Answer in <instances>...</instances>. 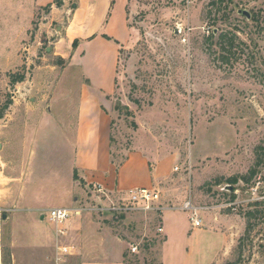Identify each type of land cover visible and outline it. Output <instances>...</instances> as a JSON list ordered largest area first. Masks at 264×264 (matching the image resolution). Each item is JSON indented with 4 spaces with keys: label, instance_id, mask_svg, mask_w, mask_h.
I'll return each mask as SVG.
<instances>
[{
    "label": "rangeland",
    "instance_id": "374dc122",
    "mask_svg": "<svg viewBox=\"0 0 264 264\" xmlns=\"http://www.w3.org/2000/svg\"><path fill=\"white\" fill-rule=\"evenodd\" d=\"M12 4L0 0V264H56L58 247L66 245L76 254L68 264L102 252L123 264H215L223 244L209 227L229 238L217 264H264V0H129L131 39L119 51L116 92L106 102L112 161L120 165L129 153L144 152L150 165L172 171L153 186L163 201L181 206L193 199L212 208L200 213L204 226L195 232L187 212H167L175 218L168 237L158 231L163 217L144 212L86 211L61 226L65 236L43 218L47 210L37 212L71 207L75 199L72 208L108 201L98 200L96 186L85 192L75 185L80 147L70 146L75 134L59 123L67 112L69 123L76 122L77 75L70 74L73 86L66 87L70 100L49 109L34 85L40 66L65 67L46 51L56 25L50 37L33 39L49 10L36 16L18 58L8 24ZM228 39L232 52L221 47ZM20 76L25 80L15 83ZM176 223L192 235L177 234ZM185 246L194 251L190 256Z\"/></svg>",
    "mask_w": 264,
    "mask_h": 264
},
{
    "label": "crops",
    "instance_id": "0c3cea01",
    "mask_svg": "<svg viewBox=\"0 0 264 264\" xmlns=\"http://www.w3.org/2000/svg\"><path fill=\"white\" fill-rule=\"evenodd\" d=\"M12 1L14 11L8 24L14 32L17 48H13L16 49L15 54L18 58H20L22 44L30 40L33 35L32 28L36 16L51 5L47 13L43 11L41 24L35 31L33 39L35 43L43 41V33H49L50 37L54 34L50 28L56 25L57 36L53 37V47L47 48L46 51L50 50V56L65 67L49 64L37 69L38 77L34 80V85L39 88L40 102L47 104L46 108H48L49 105L57 104L58 101H69L71 91L66 87L73 86L71 81L74 79L79 81L81 86L80 98L74 113L77 115L76 122L69 123V112L63 117L66 121L63 123L59 121L62 130L75 134V140L70 146L80 147L76 155L74 172L85 182L86 189L79 181L74 180L75 185L85 192L89 189L88 187L99 185L112 196L123 198L130 189L151 188L154 184L160 185L165 178H170L172 171H164L160 165L157 167L150 165L149 157L141 151L129 153L120 165L112 161V117L106 102L108 97L116 92L119 51L131 39L126 10L129 0H63L61 7L54 4L55 0ZM75 42H77L76 46H74ZM6 46L8 51H12L10 46ZM32 49L34 48L31 47ZM70 74L77 77L69 79ZM41 112L44 114L46 111ZM101 130H104V133ZM28 156L26 159L24 157V165L28 162ZM13 200L14 203L19 200L15 194ZM72 204L71 207L44 208L41 206L36 210L43 213L53 208H72L76 204V199ZM166 213L163 216V228L165 236L168 237L167 226L169 221L174 222L175 218L169 219ZM174 226L177 227L176 233H181L184 237L186 235L190 237L195 230H200L196 228L191 232L189 229L179 227L177 223ZM208 230L213 236L221 235L223 247L217 256L218 263L228 248L229 238L222 233H217L211 227ZM55 241H60V237L56 236ZM101 249L103 251V247ZM184 249L187 256L194 252L188 246ZM106 256L102 252L98 255L85 256L82 261L83 264H123L118 255L116 257L113 255L112 259Z\"/></svg>",
    "mask_w": 264,
    "mask_h": 264
},
{
    "label": "built area",
    "instance_id": "2783aa9c",
    "mask_svg": "<svg viewBox=\"0 0 264 264\" xmlns=\"http://www.w3.org/2000/svg\"><path fill=\"white\" fill-rule=\"evenodd\" d=\"M30 51V47L26 49ZM179 171V168H175V172ZM96 192L98 200L105 203L108 201L106 207L99 206L98 208L80 207V208H53L46 212L45 218L56 226V231L59 236H65L67 233L61 228L64 223L72 220L78 216H81L86 211H97L102 213H113L118 215H124L129 212H144L147 214H153L155 216L163 217L168 211H184L190 215V220L194 228H202L204 221L200 215L201 212L211 210V207H200L193 203V199H188L181 206H175L167 204L163 201V195L158 187L151 188H133L130 189L125 197L120 198L118 201L111 199L106 190L101 186H96ZM106 198V199H105ZM159 233H164L163 226L158 228ZM59 256L56 258V264H68L66 258L75 256V247L71 245L59 246ZM132 251L136 253L138 246H133Z\"/></svg>",
    "mask_w": 264,
    "mask_h": 264
},
{
    "label": "trees",
    "instance_id": "16d2710c",
    "mask_svg": "<svg viewBox=\"0 0 264 264\" xmlns=\"http://www.w3.org/2000/svg\"><path fill=\"white\" fill-rule=\"evenodd\" d=\"M62 2H63V0H55V3L54 4L57 7H61L62 4H63ZM50 8H51V5L48 6V7H46L45 9L48 11ZM106 38L109 39V37H107V36H106ZM76 45H77V42H75L74 46H76ZM221 47H222V50H224L226 52H232V49H234V47H235V43L233 42L232 39H228V40L224 41L223 43H221ZM24 80H25V77L24 76H20V77H17L16 80H14V82L15 83L16 82H22ZM10 104H11V102H10ZM255 175H256V173L254 171H252L251 172V176L253 177ZM74 177H75V180H79L76 172L74 174ZM245 181L248 182L249 180H245ZM80 183H81V185L85 186V182L84 181L81 180Z\"/></svg>",
    "mask_w": 264,
    "mask_h": 264
},
{
    "label": "water",
    "instance_id": "95a60500",
    "mask_svg": "<svg viewBox=\"0 0 264 264\" xmlns=\"http://www.w3.org/2000/svg\"><path fill=\"white\" fill-rule=\"evenodd\" d=\"M242 13H244L246 16L250 17V15L247 12H242ZM49 52H50V50H49ZM0 148H1V144H0Z\"/></svg>",
    "mask_w": 264,
    "mask_h": 264
}]
</instances>
